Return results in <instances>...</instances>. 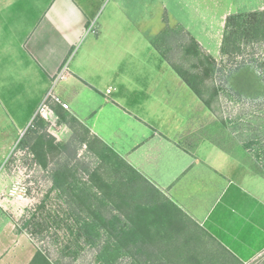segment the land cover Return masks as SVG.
I'll return each instance as SVG.
<instances>
[{
    "label": "crops",
    "instance_id": "obj_1",
    "mask_svg": "<svg viewBox=\"0 0 264 264\" xmlns=\"http://www.w3.org/2000/svg\"><path fill=\"white\" fill-rule=\"evenodd\" d=\"M95 1L0 0V105L10 107L4 115L33 123L52 91L60 103L52 99L58 106L49 113L66 105L237 264L253 263L264 252V180L237 177V167L215 162L202 143L183 140L203 103L184 92L178 98L187 85L156 48L159 36L148 37L143 52H130L100 28L84 45L99 11ZM8 218L0 264H30L38 248Z\"/></svg>",
    "mask_w": 264,
    "mask_h": 264
},
{
    "label": "rangeland",
    "instance_id": "obj_2",
    "mask_svg": "<svg viewBox=\"0 0 264 264\" xmlns=\"http://www.w3.org/2000/svg\"><path fill=\"white\" fill-rule=\"evenodd\" d=\"M95 3L99 11L86 33L88 38L84 45L100 28L113 36L115 42L123 41L130 52H143L147 47L145 40L159 36L155 45L161 55L179 61L184 53L182 44L189 41L185 34L188 32L216 59L223 70L214 80L218 100L212 110L204 105L202 109L195 108L188 122L191 128L183 140L193 147L202 143L215 162L237 167V177L264 180V46H249L234 59L223 57L220 52L226 18L237 13L264 11V0H96ZM168 29L170 33H166ZM79 48L67 65L77 53L80 55ZM192 63L194 61L184 62V67L189 69ZM183 92L186 99L196 98L186 86L179 89V99L184 98ZM4 106L0 105V204L3 209L0 211V229L10 222L9 216L51 264H237L219 243L177 209L171 208L162 194L152 199L151 196L126 195L127 200L134 199L138 207L141 205L139 209L145 210L146 203L148 213L140 212L139 219L149 217L148 229L154 231L157 242H150L148 234L141 235L142 241L123 242L122 245L115 240L114 234L109 237L108 244L80 240L74 217L69 221L73 229L64 222L55 223L48 218L58 215L65 219L71 214L67 203L70 194L53 187V170L69 165L73 172L69 181L77 188V193L86 185L99 198L108 196L116 201L119 200L116 194L105 195L103 185L121 186L113 169L119 166L118 162L111 158L107 173L97 172L106 164L99 158L100 149L90 150L73 139L72 131L62 125L55 113L47 112V119H43L48 133L56 141L46 138L41 143L39 135L27 136L32 122L11 120L10 116L4 115V109L10 112V107ZM47 106L58 105L49 99ZM17 117L25 118L26 113L19 111ZM58 143L67 144L68 150H59ZM43 202L45 204L41 206ZM111 207L113 215L125 214L123 222L131 227L129 218H125L128 208L123 207L120 212L114 205ZM35 213L36 224L27 228L33 232L30 235L25 222ZM166 235L175 239L179 235L182 241L166 243L165 239L163 243L160 239ZM105 245L110 250L111 261H106L99 250ZM118 246H122L121 254L117 252ZM251 264H264V252Z\"/></svg>",
    "mask_w": 264,
    "mask_h": 264
},
{
    "label": "trees",
    "instance_id": "obj_3",
    "mask_svg": "<svg viewBox=\"0 0 264 264\" xmlns=\"http://www.w3.org/2000/svg\"><path fill=\"white\" fill-rule=\"evenodd\" d=\"M167 31L168 32L166 33H170L169 29ZM185 34L189 37V41L186 44H182V48L180 45V48L184 53L183 55H180L179 61H172L166 56L165 59L169 61L171 67L190 90L199 98L203 105L207 109L212 110V106L217 102L219 96V92L214 85V80L223 70L219 68V63L216 59L206 53L194 37L188 32H185ZM252 45L255 47L257 45L264 46V11L229 15L225 20L223 39L220 48L221 55L223 57H229L230 59L238 58L244 53L246 48ZM156 48L159 50L157 46ZM190 61H194V63L189 66V69L185 68L184 66L186 65L184 62L187 63ZM54 110L59 119H61V122L72 131L73 139L77 140L82 146H86L90 150H95V148L100 149L99 158H101L106 164L101 165L97 172L102 170L103 174H106V171L110 168L109 163H111V158L118 162L119 166L114 167L113 169L115 174H117L116 177L121 181V186L116 187L115 185L112 186L110 184L103 185L105 187L103 192L107 193L105 195H108L109 193L116 194L119 198V200L116 201H113L111 197L108 198V196L105 199L99 198L97 194L93 193L86 185L85 188L78 190L77 193V188L73 187V184L69 181V178L73 177V172L69 168V165L54 169L53 187L56 190L70 194L67 203L69 204L71 214L65 219H60L58 215H55V217L49 215L48 218H52L55 223L64 222L67 227L73 229L70 227L69 221L70 218L74 217V224L76 225L75 227L77 229L78 238L91 244H101L102 242L108 244L109 237L113 234L115 240H117L120 245H122L123 242H128L130 244L142 241L141 235L143 234H148L150 236V242H157L158 240L154 231L148 229L149 217L147 218L144 216V219H139L141 216L140 212H142L143 215L148 213L146 203L144 205L145 210H143V207L142 209H139L141 205L138 207V202H134V199L127 200L128 196L126 195H143L144 198L145 196H151L150 199H152L156 195H161V193L140 173L121 159L111 148L105 145L97 137L92 136L89 129L78 119L68 114L63 109H61V111L59 109ZM31 126L32 128L28 131L27 136H30V134L39 135L38 140L41 143L45 141L46 138L51 142L56 141L55 137L48 133L45 119H43L41 115L35 117ZM57 147L62 151H66L69 148L67 144L61 145L59 143ZM96 175L99 176V174H95V176ZM109 199L112 200L110 201ZM44 204L45 202H43L41 206ZM111 205H114V209L116 210L120 209V212H122L123 207L128 208L126 214L127 217L125 218H129L131 227H128L123 222L125 214L122 216L123 214L113 215L111 213ZM37 219V214H33L30 219L25 222V228L30 229V227L36 224L35 222ZM28 231L29 234L32 235L33 232L31 230ZM178 231L179 229H177V232ZM201 231L205 232L203 229H201ZM19 232L22 231L19 229ZM165 239L167 241L166 243L182 241V237L179 235L178 239L166 235L160 240L163 242ZM121 248L122 246H118V253L122 252ZM99 250L102 251L103 257L106 258V261H111L109 259L110 250L106 245L100 246ZM37 262L40 264H51L41 250L37 251L35 258L30 264H35Z\"/></svg>",
    "mask_w": 264,
    "mask_h": 264
},
{
    "label": "built area",
    "instance_id": "obj_4",
    "mask_svg": "<svg viewBox=\"0 0 264 264\" xmlns=\"http://www.w3.org/2000/svg\"><path fill=\"white\" fill-rule=\"evenodd\" d=\"M66 71V67L62 70L60 77L63 76L64 72ZM49 99H53L55 102L60 103V100L57 97H54L52 94V91L49 93V95L46 97V99L43 101L41 107L39 108V115L47 119V112H48V106L47 102ZM64 108H67L66 105H63Z\"/></svg>",
    "mask_w": 264,
    "mask_h": 264
}]
</instances>
